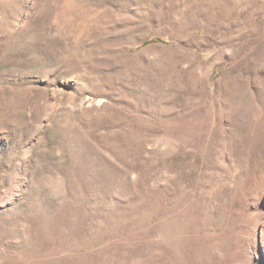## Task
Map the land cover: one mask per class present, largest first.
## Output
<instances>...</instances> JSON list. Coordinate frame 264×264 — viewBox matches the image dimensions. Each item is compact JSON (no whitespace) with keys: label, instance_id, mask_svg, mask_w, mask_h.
Wrapping results in <instances>:
<instances>
[{"label":"rangeland","instance_id":"374dc122","mask_svg":"<svg viewBox=\"0 0 264 264\" xmlns=\"http://www.w3.org/2000/svg\"><path fill=\"white\" fill-rule=\"evenodd\" d=\"M0 264H264V0H0Z\"/></svg>","mask_w":264,"mask_h":264}]
</instances>
